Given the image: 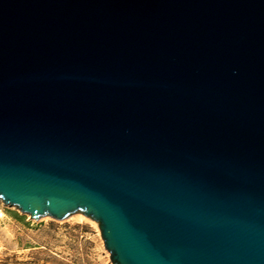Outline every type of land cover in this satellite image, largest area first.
<instances>
[{"label": "water", "instance_id": "1", "mask_svg": "<svg viewBox=\"0 0 264 264\" xmlns=\"http://www.w3.org/2000/svg\"><path fill=\"white\" fill-rule=\"evenodd\" d=\"M0 203L111 264H264V0H0Z\"/></svg>", "mask_w": 264, "mask_h": 264}, {"label": "rangeland", "instance_id": "2", "mask_svg": "<svg viewBox=\"0 0 264 264\" xmlns=\"http://www.w3.org/2000/svg\"><path fill=\"white\" fill-rule=\"evenodd\" d=\"M0 264H111L95 223L31 221L0 203Z\"/></svg>", "mask_w": 264, "mask_h": 264}]
</instances>
